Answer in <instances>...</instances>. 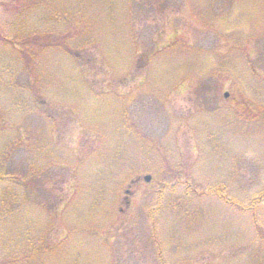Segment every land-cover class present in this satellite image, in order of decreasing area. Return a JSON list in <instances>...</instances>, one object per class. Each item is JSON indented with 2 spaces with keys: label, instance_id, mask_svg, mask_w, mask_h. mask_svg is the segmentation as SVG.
Returning <instances> with one entry per match:
<instances>
[{
  "label": "rangeland",
  "instance_id": "1",
  "mask_svg": "<svg viewBox=\"0 0 264 264\" xmlns=\"http://www.w3.org/2000/svg\"><path fill=\"white\" fill-rule=\"evenodd\" d=\"M0 40V264H264V0H0Z\"/></svg>",
  "mask_w": 264,
  "mask_h": 264
},
{
  "label": "trees",
  "instance_id": "2",
  "mask_svg": "<svg viewBox=\"0 0 264 264\" xmlns=\"http://www.w3.org/2000/svg\"><path fill=\"white\" fill-rule=\"evenodd\" d=\"M31 51V48H27V47H25L24 49H23V51H22V49L21 50H19V51H17L19 54H21L22 55V53H26L27 55H28V59H31V55H29V52ZM89 59V58H88ZM92 59V58H91ZM91 59H89V60H91ZM93 62H98L99 63V61L96 59V61H93ZM13 178L12 179H17V181H18V179L19 178H17V177H15V176H12ZM11 179V178H10ZM11 179V180H12ZM194 191V190H193ZM250 208H253V206H251ZM249 208V209H250ZM150 220H151V229H152V234H154L155 235V232H156V220L154 219V215L152 214V211L150 210ZM252 219H253V224H255L256 225V229H257V231L258 230H260L259 229V227H258V221L256 220V218L254 217V215H253V217H252ZM257 235L260 237V238H262V239H264V236H262V235H260V234H258L257 233Z\"/></svg>",
  "mask_w": 264,
  "mask_h": 264
}]
</instances>
